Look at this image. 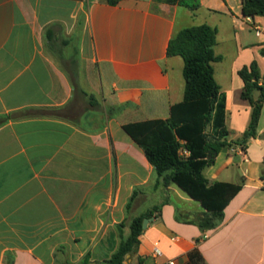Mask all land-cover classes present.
I'll use <instances>...</instances> for the list:
<instances>
[{
  "label": "crops",
  "instance_id": "obj_1",
  "mask_svg": "<svg viewBox=\"0 0 264 264\" xmlns=\"http://www.w3.org/2000/svg\"><path fill=\"white\" fill-rule=\"evenodd\" d=\"M248 18L242 0H201L197 10L0 0V117L9 118L0 126V264L104 262L157 207L128 264H264V106L257 136L237 143L252 113L239 71L255 62L264 78V17ZM203 24L217 30L213 68L231 144L204 175L243 185L207 231L187 222L201 205L166 185L124 130L168 119L184 101L185 63L167 50L180 30Z\"/></svg>",
  "mask_w": 264,
  "mask_h": 264
},
{
  "label": "trees",
  "instance_id": "obj_2",
  "mask_svg": "<svg viewBox=\"0 0 264 264\" xmlns=\"http://www.w3.org/2000/svg\"><path fill=\"white\" fill-rule=\"evenodd\" d=\"M123 0H106L111 6ZM197 10L201 0H155ZM243 16L264 17V0H242ZM217 30L209 25L187 27L180 30L170 41L167 54L181 56L184 60L185 98L171 108L168 119H155L130 123L124 130L141 147L148 162L166 185L175 184L189 198L205 210L188 223L198 225L203 231L217 228L224 220V212L242 190V184L214 182L210 184L204 170L214 163L228 142L230 132L226 126V96L214 76L213 63L221 60L215 55ZM244 82L242 98L252 106L247 131L237 143L246 144L257 136V127L264 106V78L253 62L239 71ZM256 93L258 96L256 97ZM25 117V116H24ZM9 120L0 117V126ZM159 208H155L157 211ZM154 211L136 217L130 224V235L123 240L110 259L97 264H128L137 253L143 222ZM191 263L200 258L194 250L189 254ZM90 263L87 254L82 264ZM139 259V264H142Z\"/></svg>",
  "mask_w": 264,
  "mask_h": 264
},
{
  "label": "built area",
  "instance_id": "obj_3",
  "mask_svg": "<svg viewBox=\"0 0 264 264\" xmlns=\"http://www.w3.org/2000/svg\"><path fill=\"white\" fill-rule=\"evenodd\" d=\"M248 20L251 21V17H249ZM258 34H259V32H258ZM263 160H264V158H263ZM153 256L155 258H160L163 256V253L159 249H156L153 252ZM156 264H177V262L175 260H165V261H159Z\"/></svg>",
  "mask_w": 264,
  "mask_h": 264
},
{
  "label": "water",
  "instance_id": "obj_4",
  "mask_svg": "<svg viewBox=\"0 0 264 264\" xmlns=\"http://www.w3.org/2000/svg\"><path fill=\"white\" fill-rule=\"evenodd\" d=\"M151 221V219H145L143 222V228L145 229L148 225V223Z\"/></svg>",
  "mask_w": 264,
  "mask_h": 264
},
{
  "label": "rangeland",
  "instance_id": "obj_5",
  "mask_svg": "<svg viewBox=\"0 0 264 264\" xmlns=\"http://www.w3.org/2000/svg\"><path fill=\"white\" fill-rule=\"evenodd\" d=\"M105 253H106V252H105ZM103 255H104V253H103ZM132 258H133L134 260H136V262H138L137 258L134 257V255L132 256ZM134 263H135V262H134Z\"/></svg>",
  "mask_w": 264,
  "mask_h": 264
}]
</instances>
